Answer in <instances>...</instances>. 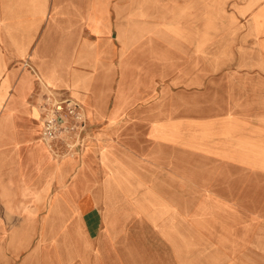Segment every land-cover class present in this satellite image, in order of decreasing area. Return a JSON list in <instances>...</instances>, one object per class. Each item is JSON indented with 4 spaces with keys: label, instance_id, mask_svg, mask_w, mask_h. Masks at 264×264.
Masks as SVG:
<instances>
[{
    "label": "rangeland",
    "instance_id": "rangeland-1",
    "mask_svg": "<svg viewBox=\"0 0 264 264\" xmlns=\"http://www.w3.org/2000/svg\"><path fill=\"white\" fill-rule=\"evenodd\" d=\"M245 1L141 0L142 14L162 17L146 41L154 97L126 101L119 129L81 135L69 152L94 192L125 193L100 197L121 218L146 221L174 251L215 252L211 264H264V20ZM51 198L38 201L35 242L12 258L0 245V264L83 263V232L54 226L64 213L54 217Z\"/></svg>",
    "mask_w": 264,
    "mask_h": 264
},
{
    "label": "crops",
    "instance_id": "crops-1",
    "mask_svg": "<svg viewBox=\"0 0 264 264\" xmlns=\"http://www.w3.org/2000/svg\"><path fill=\"white\" fill-rule=\"evenodd\" d=\"M244 3L264 20V0ZM159 14H142L141 0H0V245L9 258L35 242L37 204L50 192L54 217L64 213L54 226L83 232V253L75 252L82 264H211L215 258L211 251H174L146 231V221L121 218L125 208L100 197L123 201L125 193L94 192L92 173L78 170V157L42 135L46 94L77 101L87 121L82 135L93 140L119 129L126 101L154 97L149 68L156 48L146 41ZM188 41L187 50L199 47V40ZM63 242L75 243L72 236Z\"/></svg>",
    "mask_w": 264,
    "mask_h": 264
},
{
    "label": "built area",
    "instance_id": "built-area-1",
    "mask_svg": "<svg viewBox=\"0 0 264 264\" xmlns=\"http://www.w3.org/2000/svg\"><path fill=\"white\" fill-rule=\"evenodd\" d=\"M40 109L43 137L61 147V151H71V145L81 139L87 125L83 108L74 99L46 94Z\"/></svg>",
    "mask_w": 264,
    "mask_h": 264
}]
</instances>
